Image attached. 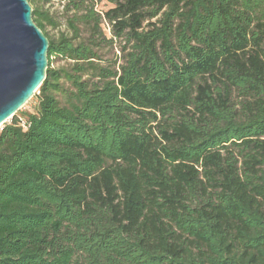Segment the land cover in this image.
I'll list each match as a JSON object with an SVG mask.
<instances>
[{"label":"trees","instance_id":"obj_1","mask_svg":"<svg viewBox=\"0 0 264 264\" xmlns=\"http://www.w3.org/2000/svg\"><path fill=\"white\" fill-rule=\"evenodd\" d=\"M27 1L48 67L0 129V264H264V0H62L57 37Z\"/></svg>","mask_w":264,"mask_h":264},{"label":"water","instance_id":"obj_2","mask_svg":"<svg viewBox=\"0 0 264 264\" xmlns=\"http://www.w3.org/2000/svg\"><path fill=\"white\" fill-rule=\"evenodd\" d=\"M48 38L27 0H0V126L31 99L46 78Z\"/></svg>","mask_w":264,"mask_h":264},{"label":"rangeland","instance_id":"obj_3","mask_svg":"<svg viewBox=\"0 0 264 264\" xmlns=\"http://www.w3.org/2000/svg\"><path fill=\"white\" fill-rule=\"evenodd\" d=\"M34 2H35V5L40 7L42 10L44 11L47 10L49 15L53 16V18L58 23V26L55 28H52L49 25L46 26L45 30L49 33L51 37H57L59 32L67 31L66 26H65L66 16L64 15V10H63L64 2L62 0L61 1L59 0H34ZM110 6L111 4L108 3L107 0H96V9L99 11H104ZM51 60H52V63H51L52 67H63L64 65L67 64V61L64 59L59 60V59L53 58ZM36 94H38L37 91H36ZM35 103H36V97L29 99V101H27L24 104V106L20 108L18 115H20L22 111H32L33 107L35 106ZM6 122H11L10 118L7 119ZM2 127L3 125L0 126V129Z\"/></svg>","mask_w":264,"mask_h":264}]
</instances>
